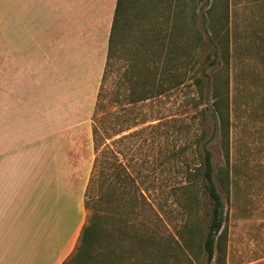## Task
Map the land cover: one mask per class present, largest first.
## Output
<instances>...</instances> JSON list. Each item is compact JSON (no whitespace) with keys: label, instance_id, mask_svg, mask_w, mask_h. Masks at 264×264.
<instances>
[{"label":"rangeland","instance_id":"374dc122","mask_svg":"<svg viewBox=\"0 0 264 264\" xmlns=\"http://www.w3.org/2000/svg\"><path fill=\"white\" fill-rule=\"evenodd\" d=\"M134 1L127 34L100 85L73 80V220L84 214L95 127L100 148L107 144L113 153L101 160L95 195L100 198L106 186L104 176L115 175L107 195L115 209L109 227L120 240L112 244L120 256L115 263L205 264L209 205L202 195L190 205L196 191L187 186L185 171L199 164L201 143L215 174L227 176L225 187L218 185L227 214L224 239L210 264H264V0ZM208 8L207 23L188 24L192 12ZM194 30L203 42L191 48ZM214 98L221 100L226 129L213 114ZM204 105L208 110L200 113ZM99 208L105 212L104 201ZM84 224L82 218L61 264L75 253ZM122 225L126 236L119 234Z\"/></svg>","mask_w":264,"mask_h":264},{"label":"crops","instance_id":"0c3cea01","mask_svg":"<svg viewBox=\"0 0 264 264\" xmlns=\"http://www.w3.org/2000/svg\"><path fill=\"white\" fill-rule=\"evenodd\" d=\"M116 2L0 0V264H61L86 219L87 183L72 216L73 80L100 85Z\"/></svg>","mask_w":264,"mask_h":264},{"label":"trees","instance_id":"16d2710c","mask_svg":"<svg viewBox=\"0 0 264 264\" xmlns=\"http://www.w3.org/2000/svg\"><path fill=\"white\" fill-rule=\"evenodd\" d=\"M159 1L163 4H166L165 0ZM133 4H135L134 0H117L116 2L111 30L109 34L106 62L101 80L104 79V77L106 76V71L112 65L111 63L113 62V60L116 59V54L120 48V41L123 39V36H125V33L127 34V29L129 28V8L132 7ZM208 16L210 17V8L206 9V12H204V14L202 15H196L195 12H192L188 16V24H190L191 26H195L196 20H199V18L202 19V24L207 23L209 19ZM177 27L178 30L176 31L177 34H179L178 32L181 27L180 21ZM186 35L187 34L180 33L179 37H185ZM190 39L191 48H196L199 43L203 42L201 33L195 30L191 33ZM208 41H210V43H214V37H208ZM214 53H216V51ZM215 61V58H213L212 63H215ZM202 73H204V70ZM193 80L194 85H198L199 78L196 77L195 79L193 78ZM220 102V99L214 98L211 107L213 110V114L217 113L221 130H223L226 129L228 125L227 120L224 118V115L219 109ZM206 110H208V106L204 105V107L201 108L199 112L204 113ZM92 136L94 161L84 195V209L86 212V220L85 224L81 228L78 246L75 249V253L69 259V261L67 260L63 264H118L115 262L119 261L115 260L120 258L118 253L112 252V249L115 250V245L112 244L118 245L120 244V240H118L116 237L113 238L115 228H113V226L109 227V223L111 222L110 220H112V222L115 220V213H113L115 209L113 197H107V195L110 194V190H112L113 193V183L116 180L115 175L106 174L104 176V184L107 186V188L105 186L102 189L100 198L99 196L95 195L97 182L102 178V174L99 175L100 170L102 169V166L100 167V164L102 165L105 162L101 160L105 157L106 153L111 155L113 153L112 150L107 146V144H103V147H105L104 151L103 148H100L101 144L99 143L101 142L100 140H98L100 133L95 127H93L92 129ZM201 137L202 136H200V138ZM199 143L200 140L197 138L196 147L197 144L199 145ZM200 145L202 153L200 155L199 164L192 169L189 168L188 165H186L187 168L185 169L187 173V186L196 191V193L191 194V196L187 200L190 205H192L193 203H195V201H197V196L202 195L209 205L208 227L205 238L203 240L202 251L206 257L205 264H210L215 251L219 249L220 244L224 239L222 230L225 223L227 222V214L224 208V201L218 190V185L224 188L227 176L226 174L220 172L215 174L210 151L207 150L201 143ZM109 164V166L113 168L112 161ZM121 180L122 183H127L129 181V175H123ZM124 187L126 199L127 195H129V192L126 189V186ZM106 190H108L107 194ZM103 201L107 205V209L104 213L99 208L100 203ZM121 227L122 228H120L121 231L119 234H123L126 236L128 227L126 225H122ZM157 254L158 260L159 258H163V253ZM110 255L111 257H113V259L107 260Z\"/></svg>","mask_w":264,"mask_h":264}]
</instances>
